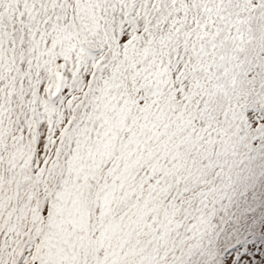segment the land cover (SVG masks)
<instances>
[{"label": "snow or ice", "instance_id": "1", "mask_svg": "<svg viewBox=\"0 0 264 264\" xmlns=\"http://www.w3.org/2000/svg\"><path fill=\"white\" fill-rule=\"evenodd\" d=\"M0 264H264V0H0Z\"/></svg>", "mask_w": 264, "mask_h": 264}]
</instances>
